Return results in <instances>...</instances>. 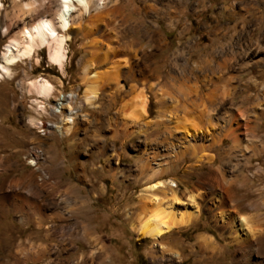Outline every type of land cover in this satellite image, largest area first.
<instances>
[{
	"label": "rangeland",
	"instance_id": "374dc122",
	"mask_svg": "<svg viewBox=\"0 0 264 264\" xmlns=\"http://www.w3.org/2000/svg\"><path fill=\"white\" fill-rule=\"evenodd\" d=\"M55 1L37 0L26 9L21 5L33 0H0V61L4 47L19 37L23 26L40 16L51 18ZM104 1L100 10L82 14L76 7L71 13L70 28L60 31L69 35L62 68L49 62L47 47H43L12 65L10 76L0 78V189L9 194L27 188L31 201L29 222L16 215L25 225L9 230L6 235L10 237L0 238V264H264V0ZM94 15L97 20L92 22ZM239 36L246 37L250 50L242 53L239 49L245 47H239L238 56L234 54L238 62L228 65L232 70L224 69L233 78L220 85L228 91L223 89L225 95L221 94L225 97L215 113V127L200 122L198 112L205 113L206 103L193 107L191 95L190 108L187 105L186 127L181 130L191 135L190 144L207 147L199 155L188 151L178 159L170 145H155L161 85L173 82L171 75L184 70V57L196 58L212 45L220 55L215 40L235 43ZM129 39L135 42L130 47L135 56H141L144 48L164 47L155 52L156 60L167 57L156 71L159 79L143 78L146 66L135 56L118 68L96 56L103 58L109 46L122 56ZM177 49L183 53L176 54ZM91 62L96 67L85 72ZM199 70L194 73L204 95L211 87L201 80L204 70ZM109 71L112 76L107 81ZM95 72L99 95L90 105L84 91ZM42 77L51 82L53 92L48 98L39 97L44 105L39 111L32 101L38 96L29 93L26 84ZM72 92L77 93L71 102L76 113L68 128L60 104L57 107L51 100ZM137 99L145 108L142 116ZM228 110L240 119L229 121ZM62 122L65 131H58ZM175 124L168 123L167 130L176 131ZM226 127L237 134L239 143H233ZM155 152L160 156L152 158ZM163 163H168L167 172L153 176V168ZM216 168L222 172L212 175L213 179L203 177ZM159 179L175 182L173 189L182 200L193 194L199 211L186 201L174 204L175 215H191L193 220L152 239L139 235L137 228L152 206L145 188ZM38 207L46 211L40 228L31 223L32 216L40 213ZM50 212L61 214L50 220ZM200 235L211 239L215 251L200 247Z\"/></svg>",
	"mask_w": 264,
	"mask_h": 264
},
{
	"label": "bare ground",
	"instance_id": "6f19581e",
	"mask_svg": "<svg viewBox=\"0 0 264 264\" xmlns=\"http://www.w3.org/2000/svg\"><path fill=\"white\" fill-rule=\"evenodd\" d=\"M34 1L36 3L37 0H33V2L24 4V5L20 4L21 8H26V9L30 8V6L33 5ZM55 2H56L55 9L50 8L51 18H46V17L40 16L37 19H35L33 22H31L30 24L23 26L22 29L20 30L19 37L11 39L9 41V43L4 47L2 55H1V61H0V78L3 76H10L12 65H15L16 63H18L22 60L24 61L25 59L31 58L36 50H39L43 47H47V54H48L49 62L51 64L58 65L60 68H62V66L64 64V60L66 58L65 44H66L67 40L69 39V35L62 33L60 31H67L70 28L71 16H72L71 13L74 12L76 7H79L80 13L89 14L92 9L97 11V10H100L103 7V5H105L104 0H56ZM177 5L182 7L184 4L179 3ZM183 8H185V7H183ZM98 16H100V15H98ZM230 16L231 15H228V17H230ZM93 17L94 18H92V20H91L92 22H94V20L95 21L97 20L96 19L97 17L95 15ZM244 19L245 18H243V20ZM217 21H219V20H217ZM245 21H246V19H245ZM91 25H92L91 26L92 28L96 27V26H94V23H92ZM218 27H220V26H218ZM232 28L233 29L236 28L235 23L232 26ZM241 29H242V27H241ZM0 30H2V26L0 27ZM6 30H7V28L5 27L3 29V33H5ZM147 33H149V32H147ZM144 34H145V32L142 34V36ZM150 35H152L151 36L152 41H155L156 38L154 37V35L153 34H150ZM258 40H257V42H255V44H259ZM124 43L125 44L123 46L125 49L123 48V50H122L123 51L122 56L117 53L119 50L117 51L116 49H114L113 46H109L106 49V51L103 53V55H104L103 58H100V56L98 54L96 56L99 57V60H104L105 62L112 61L113 68L120 67L122 65V63L127 64V63H129V61H132V60H130V56H132V57L135 56V53L133 54V52H131V48H130L131 45L133 46V43H135V42L133 41V39H129V40H126ZM138 43H139V46L143 48V45L141 44L140 40L138 41ZM214 43L220 44V46H218V47H220L219 48L220 55H218L219 53L217 52L218 50L216 49V46L212 45L208 48H205V50L203 51L205 54H203V52H202V55H201V52H200V54L196 58L184 57V59L181 63L183 65H186V66H184L185 68L182 66L184 68V70L183 69L177 70V72L173 71L174 73L171 75L173 82H171V83L164 82V84H162L160 87V91L162 92V94H160L161 114H160V117L158 118V120L154 122V129H153L154 130L153 135H154V141H155L154 144L157 145V143H158L160 145H165V144L170 145L171 149H173V151L175 152L174 157H177L178 159H180V157L184 156L183 154L185 152H188V151H190L189 154L192 156H194L197 152L199 155V152H201L204 148L207 147V145L205 146V144L203 145L201 143H199V144L195 143V145H193L192 144L193 142H192L190 144L189 140L187 141V139L191 135L188 134L189 135L188 136L185 133H183V131L181 130V128H183L185 126V120H186L185 118H187L184 116L190 110V109L188 110V108H190V103H191V102L189 103L190 96L194 95L195 97L193 96V98L199 100V101H194L193 98H191V100L193 101L192 102L193 107L199 106L200 103L201 104L202 103L207 104L208 109H206L205 113L204 112L203 113L198 112L199 114H201V115H199L201 120L200 119L199 120H200V122H203V123L208 124L209 126L213 127L216 124L214 122V119L216 117L215 113L217 111L218 106H220L222 104V101L224 100L223 98L225 97L221 94L223 92H226V90H227L226 89L227 87H226V88H223L226 90L222 89L223 90L222 91L220 85L222 83L227 84L233 78V76H231L232 74L229 76L230 73L228 71L231 68L228 70V65L231 63H235L239 59V58H237V60H236L235 59L236 57L234 58V54L236 51H238L239 47H245V49H242V48L239 49V51H241L242 53L250 50V45L247 44L248 42H246V37H243V36H239L237 42H235V43L234 42L223 43V40L222 39L220 40V38H217ZM262 44H263V41H262ZM92 47H94V49H96L95 48V41L92 42ZM132 48H134V47H132ZM163 48L164 47H161L160 45H154V48H153V49H155L154 51L151 49L146 50V48H144L143 49L144 51H142L141 56H135L138 61H142L144 66H146L144 68L145 71L142 72V74L144 76L143 78H155V79L160 78L159 75H156V71L158 70V67L160 68V64H163L166 61L167 57H165L161 60H156L155 59V56H156L155 52L157 50H161ZM135 50H137V49H135ZM176 51H177L176 54L183 53L182 50L180 51L177 49ZM192 51L194 52V50H192ZM195 52L198 53L197 51H195ZM245 54L248 55V53H245ZM117 55L119 57H117V59L113 60L112 58L116 57ZM237 56H238V53H237ZM92 58H93V56H92ZM176 60H177V62H179V60L177 58H176ZM138 63H140V62H138ZM236 64H234V65H236ZM96 65H97V63L91 62L90 64H88L84 68V71L87 72V70H92L96 67ZM187 66H189V68ZM236 66H238V65H236ZM226 68L228 70L227 71L228 75L225 72ZM233 68H234V66H233ZM199 69L204 70V72L202 71L203 73L201 76V80L203 82L209 83V87H211L210 90L204 95L200 94V87L198 86V83H199L198 82V76L195 74L196 73L195 70L197 71ZM223 70H224L226 75L225 74L223 75V73H222ZM114 71H116V69L113 70V73H114ZM107 72H108V70H107ZM128 72L130 73V71H128ZM199 72H200V70H199ZM219 73H222V74H219ZM104 76L101 74L100 77L104 78ZM111 76H112V72L109 71V73H107V76H105V77H107V81L109 79H111ZM191 76L193 77V79H191ZM97 77H98L97 73L95 72V73H92L90 75V78L88 76L89 79H87L88 82L86 83V88L84 91V99H85V102L90 103V105H93L95 103V100L97 99V97L99 95V92H98L99 91V89H98L99 82L97 80H95V79H97ZM100 77H99V79H100ZM136 78H138V77H136ZM105 79H103V80H105ZM114 79H116V78H114ZM103 80H99V81L101 82ZM111 81H113V80H111ZM114 81H116V80H114ZM109 83H111V82H109ZM26 90L29 93H33V94L37 95L38 97H42L45 99V98H48V96H50L52 94L53 85L51 84V82L47 78L42 77V78H38V79L28 81L26 84ZM219 94L221 97L218 98ZM223 94L225 95V93H223ZM229 95H231V94H229ZM226 96H228V95H226ZM136 97L140 98L138 95L134 96V98H136ZM37 100L38 99L35 98L32 101L34 103L38 104L37 108H39V111L40 110L43 111L44 105L42 104V102L37 101ZM140 101H141L140 99L136 100V103H137L136 106L138 108L137 111L142 116L145 108H144V105L142 104V102H140ZM187 105L189 106L188 108H187ZM198 108H201V107H198ZM60 109L65 114L64 124L69 125L68 128H70L71 124L74 123V117H75L74 114L76 113L74 107L70 104V99L67 102L61 101L60 102ZM76 109H78V108H76ZM194 110L196 111V108ZM179 111L183 112V114L182 115L177 114ZM192 111H193V109H191V112ZM200 111L202 112V109ZM231 112L232 111H229V113H230L229 121H230V119H233L236 121L238 118H236V116L233 115V113H231ZM198 113H196V114H198ZM229 113L225 114V115L228 116ZM69 115H72V116H69ZM226 116H223V117H226ZM239 119H240V117H239ZM170 122L176 123L174 126V129H177L176 131L172 132L170 130H167V128H169L168 123H170ZM179 122H180V124H178ZM37 124H40V123L37 122ZM194 127L196 128V125H194ZM164 128H166V129L164 130ZM198 129L199 128H196V130H198ZM227 129H228V132L232 135L231 138H232L233 143H236V141L239 143V141L237 139V134L233 135L234 131L230 127H228ZM226 132H227V130H226ZM176 133H180V135H177ZM158 134H162V136L160 135V137L157 138ZM225 134L227 135V133H225ZM215 138H216V136H215ZM174 141H175V144H174ZM158 156H160L159 152H155L154 155L152 156V158L158 157ZM167 170H168V163H163V164L158 165L157 168H153V174L152 175L161 177V176H163V174H165L167 172ZM212 171L203 177H206V178L215 177L221 170L219 171V169L216 168L215 170H212ZM212 175H215V176H212ZM223 177L224 176L220 175V180H223L222 179ZM176 186H177L176 183L173 181H167V180L159 179L157 182L152 183L145 188V191L147 193V196L149 197L150 202L152 203V206L147 211V214L144 215L145 217L141 218L142 220L140 221L138 228H137L139 235H142L143 237H149L152 239H159L162 235L168 233L173 228L180 226V225H187L191 220H193L191 215H187V216L185 215L184 216L183 214H180V216H178V214L177 215L174 214V210H173L172 206L174 204L176 205L179 203H184L185 201H186V203H190L195 208V211H197V210L199 211V209H198L199 206H198L197 202L195 201V197L193 196V194H191V193L187 194L186 198L182 200L180 198V196L173 189ZM225 190H226V192H229V189L226 188ZM219 199L220 198L214 199V201L217 202V200H219ZM223 201H224V198H223ZM221 205H224V202ZM193 213H195V212H193ZM195 215H196V213H195ZM249 234H250V236L253 235L250 232H249ZM240 235H242V234H240ZM235 243H237V242H235ZM199 244L203 250L213 251L215 249V246H214L213 242L211 241V239L205 235H200Z\"/></svg>",
	"mask_w": 264,
	"mask_h": 264
},
{
	"label": "crops",
	"instance_id": "0c3cea01",
	"mask_svg": "<svg viewBox=\"0 0 264 264\" xmlns=\"http://www.w3.org/2000/svg\"><path fill=\"white\" fill-rule=\"evenodd\" d=\"M151 79V78H149ZM131 93V92H130ZM22 184V183H21ZM27 185V182H26ZM3 189H0V238L2 237H10V235H6L9 230L12 229H22L25 225V222L18 221L16 219V215L21 217L22 219L27 220L29 209H30V199H29V191L27 188L20 187L19 189H15L14 191H10L9 194H4ZM35 195H39L38 191L35 192ZM41 202V200H37V202ZM10 206L8 209H4V207ZM40 208V213L38 215L32 216L31 223L36 228H40L46 222V211L44 207ZM61 213L50 212L48 213V218L50 220L56 219L60 216ZM29 220H27V223ZM15 235H18L17 233ZM5 237V238H6ZM27 238V237H24ZM31 238V237H28Z\"/></svg>",
	"mask_w": 264,
	"mask_h": 264
},
{
	"label": "built area",
	"instance_id": "2783aa9c",
	"mask_svg": "<svg viewBox=\"0 0 264 264\" xmlns=\"http://www.w3.org/2000/svg\"><path fill=\"white\" fill-rule=\"evenodd\" d=\"M67 99H70V104H71L72 100H76L77 99V93H73V92L72 93H66V94L61 93L57 97H53V99L51 101L53 103H57V107H59L60 101L61 100H67ZM38 100H39V97H38ZM34 104L36 105V107H38V104H36V103H34ZM69 116H72V115H69ZM63 120H64V116H63ZM43 121L44 120L41 119L40 123H42ZM62 130L65 131L63 122L58 127V131H62ZM41 157L42 156H38V159L40 160Z\"/></svg>",
	"mask_w": 264,
	"mask_h": 264
}]
</instances>
